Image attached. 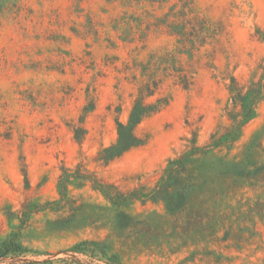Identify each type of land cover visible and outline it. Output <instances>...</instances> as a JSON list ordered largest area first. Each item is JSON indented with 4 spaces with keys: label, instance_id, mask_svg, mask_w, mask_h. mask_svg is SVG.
Listing matches in <instances>:
<instances>
[{
    "label": "rangeland",
    "instance_id": "1",
    "mask_svg": "<svg viewBox=\"0 0 264 264\" xmlns=\"http://www.w3.org/2000/svg\"><path fill=\"white\" fill-rule=\"evenodd\" d=\"M184 1L220 25L217 41L194 56L187 90L167 79L149 99L167 102L137 126L140 146L95 161L128 120L134 64L175 51L156 21ZM11 4L0 14V248L15 238L21 252L0 264H264V100L232 146L190 160L176 212L135 200L119 223L92 185L148 193L170 160L230 126V78L246 87L264 62V0ZM121 19L131 27L125 40L114 28ZM60 176H69L63 197Z\"/></svg>",
    "mask_w": 264,
    "mask_h": 264
},
{
    "label": "trees",
    "instance_id": "2",
    "mask_svg": "<svg viewBox=\"0 0 264 264\" xmlns=\"http://www.w3.org/2000/svg\"><path fill=\"white\" fill-rule=\"evenodd\" d=\"M12 0H0V14L7 10ZM107 2H119L125 6L146 2L150 5L162 4L166 0H105ZM188 1L182 2L179 8L170 7L169 12L158 17L157 26L163 27L168 35L175 38L176 48L173 53L163 54L151 53L145 61L134 64L132 68V78L138 80L136 94L133 100L126 123L116 122V141L98 153L95 161L106 165L110 161L119 158L131 148L142 144V139L135 133L137 126L145 118L157 113L167 102L162 98L150 101L159 90L160 85L167 79H171L173 84L187 90L194 81L196 75L194 56L199 50L211 43H215L216 35L221 30L220 25L209 22L206 18L195 14L189 6ZM15 9L18 6L13 5ZM137 22V21H136ZM120 30L124 39L131 36L128 31V20L116 21L114 26ZM138 39L147 37L146 29L139 28ZM183 57L185 60H183ZM230 99L232 108L228 110L227 117L229 127L212 133L208 142L199 147L193 146L189 150L177 156L167 163L162 176L148 193H143L140 189L122 193L116 186L104 184L95 179L92 185L96 190L101 191L105 198L117 207V219L120 223L126 219L125 214L120 210L127 207L132 201H161L169 212L180 210L186 203V189L183 180L187 164L193 157L205 155L207 152L218 148H226L238 139L241 129L248 123L255 114L257 106L264 100V62L260 65V75L256 81L250 82L246 87L239 85L230 78ZM83 129L78 127L74 133L75 139L81 143ZM26 176V173L24 172ZM69 176H60L59 188L61 196L66 192ZM21 252V247L15 243L13 238L8 243L2 244L0 248V262L6 259L10 253ZM71 252L83 253L84 249L76 247Z\"/></svg>",
    "mask_w": 264,
    "mask_h": 264
}]
</instances>
